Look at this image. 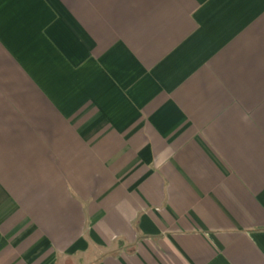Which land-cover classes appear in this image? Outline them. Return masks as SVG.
I'll return each mask as SVG.
<instances>
[{"label": "crops", "instance_id": "crops-1", "mask_svg": "<svg viewBox=\"0 0 264 264\" xmlns=\"http://www.w3.org/2000/svg\"><path fill=\"white\" fill-rule=\"evenodd\" d=\"M0 264H264V0H0Z\"/></svg>", "mask_w": 264, "mask_h": 264}]
</instances>
